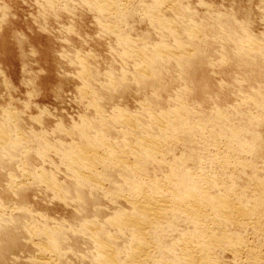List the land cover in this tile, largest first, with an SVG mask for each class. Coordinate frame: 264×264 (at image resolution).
Here are the masks:
<instances>
[{"label":"rangeland","instance_id":"1","mask_svg":"<svg viewBox=\"0 0 264 264\" xmlns=\"http://www.w3.org/2000/svg\"><path fill=\"white\" fill-rule=\"evenodd\" d=\"M163 1L131 0L123 18H115L100 15L95 0H0V264L105 263L92 234L100 238L94 240L97 245L115 251L114 263L145 264L143 258L130 262L129 233H118L114 224L132 213L126 204L132 192L121 185L124 173L96 165L93 173L104 186L96 192L77 187L66 166L69 153L79 146L102 152L105 144L119 156L140 128L160 139L168 134L162 161L136 158L145 160L139 163L146 167L143 182L157 178L162 185L171 175L169 168L181 166L194 179L211 177L218 188L212 184L208 192L228 193L233 202L251 201L252 207L264 202L259 192L264 188V0H169L177 7L158 9ZM243 41L263 51L245 50ZM179 47L187 57L176 56ZM166 50L174 57H165ZM119 110L137 122L134 134L119 124ZM150 111L157 117L172 113L171 126L152 130L143 117ZM93 136L98 144L91 142ZM124 136L129 144L123 143ZM181 217L169 216L167 226L147 234L156 261L183 264L174 243L182 237L198 241L192 237L195 226ZM263 220L252 228L221 227L232 242L245 243L236 255L225 244L215 247L212 261L264 263ZM38 244L54 249L43 253Z\"/></svg>","mask_w":264,"mask_h":264},{"label":"bare ground","instance_id":"2","mask_svg":"<svg viewBox=\"0 0 264 264\" xmlns=\"http://www.w3.org/2000/svg\"><path fill=\"white\" fill-rule=\"evenodd\" d=\"M53 2V1H52ZM130 2L131 0H95V8L98 12H100V15L104 16V17H107V16H114L115 18H121L122 15L126 14L127 13V7H128V4L130 5ZM175 2V1H174ZM174 5L176 4H173L171 2H169V0H166V1H163L157 8L158 9H164V8H168V9H172L173 10V7L176 8ZM180 5V4H179ZM59 9V8H58ZM171 10V11H172ZM126 11V13L124 12ZM123 15V16H124ZM123 18V17H122ZM182 18V17H181ZM158 20V19H156ZM181 20V19H180ZM159 21V20H158ZM178 21V19H177ZM176 21V22H177ZM160 22V21H159ZM181 23V22H180ZM161 24H165V23H162L161 21ZM161 24H160V27H161ZM174 24V23H173ZM163 26V25H162ZM169 26V25H168ZM165 27V26H163ZM181 27V26H180ZM166 28V27H165ZM167 31L168 30H172L171 26L170 28L167 27L166 28ZM164 29V30H166ZM170 32H174L173 30ZM173 34V33H172ZM170 35V34H169ZM174 35V34H173ZM172 35V36H173ZM171 36V35H170ZM171 36V37H172ZM174 37V36H173ZM175 41V37L173 39ZM249 40V39H248ZM177 42V41H176ZM253 42V41H252ZM252 42H248V41H243V43L241 44V47L243 49H247L249 51H257L258 49V52L260 51H263V50H260V48H257V44L254 45L255 43L252 44ZM175 43V42H173ZM179 43V42H178ZM118 44V43H117ZM177 44V43H175ZM181 45V44H180ZM240 45V44H239ZM160 46V45H159ZM179 46V45H177ZM176 46V47H177ZM129 47H132V45H130ZM182 47V46H181ZM158 47H156L155 49H157ZM154 49V51H155ZM161 50V49H160ZM175 50V49H174ZM189 51V50H188ZM158 55L159 52H156ZM162 53H164L163 55L165 57H170L172 55V57H174V52L171 50H166V51H163ZM162 53L160 54V56H163ZM166 54V55H165ZM260 54V53H259ZM126 55V54H125ZM135 55V54H134ZM133 55V56H134ZM169 55V56H167ZM183 56V57H187L188 56V52L184 49V48H181L179 47V50L177 52V55L179 57ZM128 56V54L126 55ZM147 56V55H146ZM152 56V55H151ZM131 58V56H129ZM140 56H138L139 58ZM148 57V56H147ZM146 57V58H147ZM145 58V57H144ZM143 56L141 57V59H144ZM146 58L144 60H146ZM163 58V57H162ZM126 59V58H125ZM133 59V57H132ZM137 58L135 57L134 60H136ZM157 60V57L155 58ZM159 59V58H158ZM133 60V61H134ZM152 60V59H150ZM149 58H148V61H150ZM171 60V59H169ZM143 61V60H142ZM147 61V62H148ZM155 61V60H154ZM160 61L157 60V62ZM146 62V63H147ZM167 62V61H166ZM83 63V62H82ZM142 63V62H141ZM186 63V62H185ZM80 64V63H79ZM136 65V64H135ZM143 65H145L143 63ZM139 66V64H138ZM136 65V67H138ZM140 67V66H139ZM143 68V67H142ZM141 69V67H140ZM139 69V76H143L144 72H142L141 70ZM146 69V68H145ZM145 69H142L145 71ZM182 71V70H181ZM147 72V70H146ZM150 72V71H149ZM137 74V75H138ZM147 74V73H146ZM145 74V75H146ZM144 75V76H145ZM147 76V75H146ZM139 77V78H140ZM147 78V77H146ZM114 90V89H113ZM85 97V96H84ZM93 105V104H92ZM95 107V106H94ZM116 110V109H115ZM178 110V109H177ZM145 111V110H143ZM118 112V111H116ZM120 112V110H119ZM99 113V111H98ZM121 114L117 113L118 116H121L119 117L120 120H119V124H123L124 126H126V128L128 129V131H130V134L132 132H136L139 127H137V122H133L130 118V117H126L128 115H124L122 116L124 113L120 112ZM144 113V112H143ZM168 113V112H167ZM174 113V112H173ZM179 113V112H177ZM176 113V115H177ZM117 114L114 115L117 116ZM162 114V113H161ZM169 114V113H168ZM182 114V113H181ZM130 115V114H129ZM172 115V113H171ZM171 115H160L159 117H157L156 115H152L151 114V111L150 113L148 112H145L144 116L146 119H148L150 125L151 126V129L152 127L154 128V130H163V128H167L168 129V126L171 124H169L171 121V118L172 117ZM177 117V116H176ZM179 117L180 114H179ZM130 118V119H129ZM170 118V119H169ZM135 119V118H134ZM174 119V118H173ZM118 118L115 120L117 121ZM129 120H131L133 122V124H131V122H129ZM138 120V119H137ZM182 120V119H181ZM104 121V120H102ZM136 121V120H135ZM175 121V120H174ZM180 121V120H179ZM112 122V121H111ZM140 122V121H139ZM101 123V122H100ZM118 123V122H117ZM107 124V123H106ZM141 124V122H140ZM142 125V124H141ZM87 127V125H86ZM102 127V126H101ZM89 128V127H88ZM87 128V129H88ZM91 128V127H90ZM108 128V126H107ZM124 128V127H123ZM138 128V129H137ZM83 129V128H82ZM97 129V128H96ZM101 129V128H100ZM104 129V128H103ZM142 129V128H140ZM140 129L138 132H136V135L135 137L132 136L134 139L133 142H131L130 145H127L125 147L122 148V149H119L120 151L119 152H122L121 154H119V156H113V152L115 153L116 151L113 149L111 150L110 148L107 147V145L104 144V146H106L102 152H98L96 149H91L88 147V149H86L83 145V147L79 146V145H76V146H79V147H76L75 145H72L73 148L74 146L76 147L75 149L72 150L71 154L69 153V158L68 161H67V168H68V171L70 172V174H72V176L75 178L77 185H83L82 187H86L88 189L93 190V191H96L97 189H103L102 187L103 184L100 182L101 180L98 179L99 175L98 173L94 174L93 171L95 170V166L100 164L102 165V167H105L107 169H110L111 167H117L118 170L121 172V175L124 173V175L126 176L122 181L121 185L123 184L125 187L128 186L127 188H129V190L132 192L130 193L132 196L129 197V199H131L133 197V199L129 200L128 197H127V201H126V204L128 202V205H129V208L131 209L132 213L130 215L129 218H126L124 219L123 218V222H122V219L120 218H117L115 220H118L120 219L119 221V225H118V222L115 221L114 224L115 226H117L116 228L118 233H120L119 231L122 230L121 232L125 233L123 230L127 231L129 233V236L131 238V244L130 247L126 250L127 251V255L128 257L127 258H132V261L130 259V262H135V259L137 261V259L140 260V258H143V260L141 262H144L145 264H163V263H160L158 261H156V257L154 259V257H152V253L150 254L151 252V248H152V245L149 243L148 241V238H146L147 234L150 233L151 231H156L158 230L157 228H161V225L166 223L167 222V218H169V216H183L190 224L192 223L195 227H194V232H193V238L196 239L198 238V241H194V242H191L193 239H191V237L187 238V237H182L179 242H175L174 246L176 248L179 249V254L176 256L177 257V261L179 263L182 262L183 264H217V263H214V261H212L213 259H211L210 255L212 254V250L215 248V247H220L222 245H227L226 248H228L229 251H232V252H236L238 251V249H241L240 247L244 245L242 244H238L236 243L237 241L232 242V240H230L228 237H227V233L225 234L224 231H222L221 227H226V226H232V225H236V226H240V225H252L251 228L254 226V225H260L261 224V221H260V218L263 219L264 218V210H262V203L261 205L259 204V207L261 206V210L260 208H258V204H256V207H252L250 206L249 204L250 203H253V202H247L246 203H240V202H233V200H230L228 199L229 196H227V194L224 192V193H220L217 189L218 192H208V189L212 188V184H215L216 182L212 181L211 180V177H204L202 178L201 176H199L200 178H196L194 179L195 175L193 173H191L190 171H186L184 170L183 167L180 166V168L178 169H174L172 168V166L169 168V172H171L169 175V177H167L166 179L163 180V183L162 185H159V183L161 181H159L158 183L154 180V183H148L147 182H143L141 180V178L144 176L143 175V167L144 169L146 168L144 165L143 162L146 160L145 163H147V160H150V161H162L163 159V156H162V152H164V148H163V144L164 141L167 140V135L163 138V139H160L158 137H155L151 134H147L149 131H147V133H143V132H140ZM8 130V129H7ZM134 130V131H133ZM153 130V129H152ZM90 131V130H89ZM104 131V130H103ZM144 131V130H142ZM166 131V130H165ZM201 131V130H200ZM80 132V131H79ZM84 132V131H83ZM124 132V131H123ZM92 133V132H91ZM128 133V132H127ZM143 133V134H141ZM153 133V132H152ZM183 133V132H182ZM190 133V134H189ZM197 133V131H196ZM202 133V132H201ZM200 132L198 133V137L199 139H204L203 135L201 134ZM99 134V133H97ZM96 134V135H97ZM119 134V133H118ZM124 134V133H123ZM130 134H127V135H130ZM134 134V133H132ZM131 134V135H132ZM174 134V133H173ZM189 135L193 134L191 132H188ZM195 134V132H194ZM193 134V135H194ZM90 135V134H89ZM104 135V134H102ZM151 135V136H150ZM196 135V134H195ZM98 136V135H97ZM94 137V136H93ZM127 137V136H126ZM126 137L124 136L125 138V141H126ZM195 138V136H193ZM88 138H91V137H88ZM95 138V141L93 139V141H91L92 143L93 142H96V141H99V138L96 140V137ZM102 138V137H101ZM100 138V139H101ZM173 138V137H172ZM171 139V137L169 138L168 137V140ZM178 139V138H177ZM232 139V138H231ZM9 140V139H8ZM45 140V139H44ZM102 140V139H101ZM104 142H106L105 138L103 139ZM124 140V139H123ZM172 140V139H171ZM196 140V139H195ZM199 140V141H200ZM170 141V140H169ZM168 141V142H169ZM178 141V140H176ZM205 141V140H203ZM117 142V141H116ZM206 142V141H205ZM97 143V142H96ZM115 143V142H114ZM125 144H129L126 142H123ZM178 143V142H177ZM203 143V142H202ZM88 144V143H87ZM98 144V143H97ZM107 144V143H106ZM167 144V143H166ZM205 145H207L206 143H204ZM234 144V143H233ZM95 145V143H94ZM110 145V144H109ZM108 145V146H109ZM203 145V144H202ZM45 146V145H44ZM98 146V145H97ZM96 146V147H97ZM207 146H212V145H207ZM206 146V147H207ZM228 146V145H227ZM47 147V146H46ZM87 147V146H86ZM92 147V146H90ZM204 147V146H203ZM214 147V146H213ZM216 147V146H215ZM70 148V147H69ZM92 148H95V147H92ZM99 148V147H98ZM113 148V146H112ZM118 148V147H117ZM167 148V147H166ZM65 149V148H64ZM72 149V148H71ZM101 149V148H100ZM217 149V148H216ZM235 149V148H234ZM239 149V148H238ZM231 150V148H230ZM229 150V152H230ZM236 150V149H235ZM71 151V150H70ZM206 151V150H205ZM225 151V150H224ZM1 152V151H0ZM6 152V151H5ZM69 152V150H68ZM42 153V152H41ZM215 153V152H214ZM244 153V152H243ZM118 154V153H117ZM61 155V154H60ZM216 155V154H215ZM128 156H132L134 162H130V160L128 159ZM67 157V156H66ZM208 157V156H207ZM217 157V156H215ZM224 156H222L223 158ZM65 158V157H64ZM63 158V159H64ZM131 158V157H130ZM136 158H142L145 160L142 161V162H139L140 160H137ZM61 159V160H63ZM177 159V158H176ZM224 159V158H223ZM221 159V161L223 160ZM182 160V159H181ZM217 160V159H216ZM225 160V159H224ZM219 161V159H218ZM219 161V162H221ZM228 161V160H227ZM241 161V160H240ZM65 162V160H64ZM203 162V161H202ZM139 163H142L141 165ZM158 163V162H157ZM63 164V162L61 163ZM109 164V165H107ZM241 164V163H240ZM148 165V164H147ZM177 165V164H176ZM181 165H184V164H181ZM186 165V164H185ZM233 165V164H232ZM235 165V164H234ZM237 165V164H236ZM246 165V164H245ZM264 165V163H263ZM65 166V167H66ZM175 166V165H174ZM201 166V165H200ZM224 166V165H223ZM229 166V165H228ZM239 166V165H238ZM179 167V166H178ZM242 167V166H241ZM66 168V169H67ZM177 168V167H175ZM186 168V167H185ZM197 169V168H196ZM235 169V168H234ZM233 169V170H234ZM242 169V168H241ZM115 171V169H111V171ZM154 170V169H153ZM200 170V169H199ZM228 170V169H227ZM67 171V170H66ZM119 171L116 172L119 174ZM223 171V170H222ZM95 172V171H94ZM145 172V170H144ZM263 172V171H262ZM147 173V172H145ZM173 173V174H172ZM196 174V173H195ZM42 175V174H41ZM40 175V176H41ZM124 175L122 177H124ZM143 175V176H142ZM24 176V175H23ZM168 176V175H167ZM209 176V175H208ZM42 177V176H41ZM44 177V176H43ZM42 177V178H43ZM111 177V176H110ZM109 177V178H110ZM130 177L131 180H129L128 178ZM41 178V179H42ZM145 178V176H144ZM215 178V177H214ZM40 179V177L38 178ZM40 179V180H41ZM159 179V178H158ZM44 180V179H43ZM74 180V179H73ZM176 181V182H175ZM183 185L181 187H179L178 183L179 182ZM40 182V181H39ZM177 183L176 185L174 184ZM43 183V182H42ZM46 182H44L45 184ZM49 183V182H48ZM145 183L147 185H145ZM219 183V182H218ZM50 184V183H49ZM180 184V185H181ZM55 185V184H54ZM79 185L77 187H79ZM87 185V186H86ZM178 185V186H177ZM218 185V184H217ZM217 185L215 184V187H217ZM228 185V184H227ZM264 185V184H263ZM262 185V186H263ZM16 186V185H15ZM41 186V185H40ZM80 186V187H81ZM214 186V185H213ZM261 186V187H262ZM46 187V186H45ZM123 187V186H122ZM121 188L123 189V191L128 190L127 188ZM224 187V186H223ZM264 187V186H263ZM119 188V189H120ZM145 188V189H144ZM256 188V187H255ZM56 189V188H55ZM213 189V188H212ZM258 188L254 189V190H257ZM235 190V189H234ZM78 191V190H77ZM103 191V190H102ZM106 191V190H105ZM96 192H100V191H96ZM120 192V191H119ZM129 192V191H127ZM228 192V191H227ZM235 192V191H233ZM232 192V193H233ZM254 192V191H253ZM259 192L263 195L264 194V188H259ZM104 193V192H103ZM118 193V192H117ZM134 193V194H133ZM255 193H258L257 191L254 192V195ZM257 196H259V194ZM134 195V196H133ZM255 195V196H256ZM112 196V195H111ZM122 196V195H121ZM119 197V196H118ZM260 197V196H259ZM257 197V198H259ZM264 198V195L260 197L261 198ZM113 198V197H112ZM124 198V197H122ZM232 199V198H231ZM259 199V200H260ZM256 201V199H254ZM254 201V202H255ZM261 201V200H260ZM259 201V202H260ZM264 201V200H263ZM257 202H258V199H257ZM262 202V201H261ZM98 204V203H97ZM244 204V205H243ZM255 205V204H254ZM78 206V205H77ZM96 207V206H95ZM264 207V206H263ZM260 210V211H259ZM130 211V212H131ZM98 212V211H97ZM96 212V213H97ZM81 213V212H80ZM115 214V213H114ZM126 215V214H124ZM134 215V217H133ZM123 216V215H122ZM132 216V217H131ZM135 216L137 217L135 219ZM263 216V218H262ZM85 217V216H84ZM125 217V216H124ZM249 217V218H248ZM250 217H252L250 219ZM183 218V220H185ZM170 219V218H169ZM168 219V220H169ZM182 219V217L180 218ZM248 219V220H247ZM177 220V219H176ZM179 220V219H178ZM247 220V222H245ZM253 220H255L256 222H252ZM172 221V220H171ZM182 221V220H181ZM180 221V222H181ZM264 221V220H263ZM262 221V222H263ZM79 222V221H78ZM111 222V221H110ZM113 222V221H112ZM122 222V223H121ZM179 222V221H178ZM177 222V223H178ZM186 222V221H185ZM123 224V226L121 227V224ZM90 224V223H89ZM113 224V223H112ZM113 224V225H114ZM109 225V224H108ZM165 225V224H164ZM171 225V223H170ZM258 225V226H259ZM262 225V224H261ZM85 226V225H84ZM110 226V225H109ZM163 226V225H162ZM167 226V224L165 225ZM164 226V227H165ZM190 226V225H189ZM212 226V227H210ZM242 226V227H243ZM257 226V227H258ZM264 226V224H263ZM93 227V226H92ZM169 228H171V226H168ZM241 227V226H240ZM245 227V226H244ZM247 227V226H246ZM249 227V226H248ZM255 226V228H257ZM163 228V227H162ZM161 228V229H162ZM166 227V230L169 229ZM211 228H213L212 230H210ZM232 228V227H231ZM250 228V227H249ZM91 229V228H90ZM165 229V228H164ZM163 229V230H164ZM227 229V228H226ZM229 229V228H228ZM248 229V228H247ZM93 231L96 230V227L95 229L93 228L92 229ZM99 230L101 229H98V233H99ZM158 230V231H159ZM162 230V231H163ZM170 230V229H169ZM43 231V230H42ZM88 231V230H87ZM91 231V230H90ZM157 231V232H158ZM161 231V232H162ZM247 231V230H246ZM46 232V231H45ZM101 232V231H100ZM103 232V231H102ZM165 232H168V231H165ZM222 232V234L220 233ZM30 233V232H29ZM94 233V232H93ZM114 233V232H113ZM230 234V232H228ZM255 233V232H254ZM49 234V233H48ZM47 234V235H48ZM100 234V233H99ZM102 234V233H101ZM109 234V233H108ZM122 234V233H121ZM120 234V235H121ZM259 234V233H258ZM261 234V233H260ZM37 235V234H36ZM104 235V234H103ZM236 235V234H235ZM45 236V235H44ZM83 236H84V233H83ZM91 236V235H90ZM159 236V235H158ZM239 236V235H238ZM125 237V236H124ZM148 237V236H147ZM234 237V236H233ZM232 237V238H233ZM92 241V243L95 245L94 247H97V250L98 251L97 253V256L98 258L100 257V259L104 260L105 263L101 262V264H116L114 263L115 260L113 259L114 256L116 255L115 251L113 252L112 248L108 247L107 245L104 244H101L102 242L99 241L100 244L97 245V243L94 242V240L97 238V239H100L97 237V234H92L91 237H89ZM51 239V238H49ZM48 239V240H49ZM260 239V238H259ZM264 240V239H263ZM51 241L50 243H53V245L55 244L54 240L51 239L49 240ZM120 241V240H119ZM241 241V240H240ZM222 242H225V243H222ZM232 242V243H231ZM261 242V241H260ZM264 242V241H263ZM41 244V243H40ZM224 245V246H225ZM246 245V244H245ZM35 246V245H34ZM36 246H39L42 250V252L44 253V251L46 252V250L49 248L50 250L54 249V248H51V247H41L42 245H36ZM46 246V245H45ZM173 246V247H174ZM251 246V245H250ZM39 247H37L39 249ZM162 248V247H161ZM225 248V247H223ZM250 248V247H249ZM48 249V250H49ZM155 249V248H154ZM40 250V249H39ZM49 250V251H50ZM171 250V249H170ZM245 250L246 247H245ZM253 250V249H252ZM55 253H56V250H54ZM156 251V250H155ZM248 251V250H247ZM245 251V252H247ZM251 251V250H249ZM248 251V252H249ZM51 252V251H50ZM53 252V251H52ZM226 252V251H225ZM231 252V253H232ZM252 252V251H251ZM47 253V252H46ZM54 253V252H53ZM126 253V252H125ZM156 253V252H155ZM164 253V252H163ZM170 253V252H169ZM255 253V252H254ZM57 254V253H56ZM67 254V253H66ZM226 254V253H225ZM233 254V253H232ZM236 254H239V253H235ZM251 254V253H250ZM50 255V254H49ZM55 255V254H54ZM60 255V254H59ZM176 255V254H174ZM258 255V254H257ZM259 255H260V252H259ZM46 256V255H45ZM57 256V255H55ZM163 256V255H162ZM249 258L252 256L249 255ZM60 257V256H59ZM152 257V258H151ZM157 257H158V254H157ZM175 257V258H176ZM234 257V256H232ZM253 257V256H252ZM258 257V256H257ZM262 257V256H261ZM260 257V260L263 259ZM65 258V257H64ZM215 258V257H214ZM246 259H248L247 257H245ZM158 259V258H157ZM236 261V257L234 258ZM257 259V258H256ZM114 260V262H113ZM216 260V258H215ZM250 260V259H249ZM253 261V259H251ZM255 260V259H254ZM160 261V260H159ZM239 261V260H238ZM258 261V260H257ZM262 261V260H261ZM261 261H258V262H261ZM37 262V261H36ZM44 262V261H43ZM126 262V261H125ZM216 262V261H215ZM222 262V261H221ZM240 263H243L241 261H239ZM247 262V261H245ZM251 262V261H250ZM264 262V261H263ZM57 263V262H56ZM98 263V262H97ZM239 263V264H240ZM248 263V262H247ZM262 263V262H261ZM260 263V264H261ZM42 264V263H41ZM244 264V263H243ZM254 264V263H253ZM256 264V263H255ZM264 264V263H262Z\"/></svg>","mask_w":264,"mask_h":264}]
</instances>
